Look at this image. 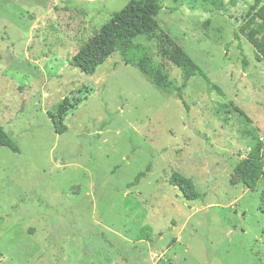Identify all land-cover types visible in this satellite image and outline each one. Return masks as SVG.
Returning a JSON list of instances; mask_svg holds the SVG:
<instances>
[{
  "label": "rangeland",
  "instance_id": "obj_1",
  "mask_svg": "<svg viewBox=\"0 0 264 264\" xmlns=\"http://www.w3.org/2000/svg\"><path fill=\"white\" fill-rule=\"evenodd\" d=\"M129 1L0 0V126L18 148L0 147V264H264V176L249 190L234 173L258 143L264 164V61L234 37L254 0H157L158 31L134 42L168 93L119 52L93 75L71 65ZM54 6L84 12L78 32ZM165 36L206 76L182 90L187 109ZM70 96L79 104L56 134L48 113ZM144 226L153 243L137 240Z\"/></svg>",
  "mask_w": 264,
  "mask_h": 264
},
{
  "label": "trees",
  "instance_id": "obj_2",
  "mask_svg": "<svg viewBox=\"0 0 264 264\" xmlns=\"http://www.w3.org/2000/svg\"><path fill=\"white\" fill-rule=\"evenodd\" d=\"M52 1V0H51ZM54 3L52 2V5ZM50 5V4H49ZM59 27L69 28L70 22H77L75 33L79 31L84 12L79 9L70 10L66 6H54ZM162 7L157 0H130L122 9L113 13L108 22L93 33L72 56L71 65L86 75H93L115 52H119L121 61L125 65L136 68L150 82L158 87L163 93H168L170 83L161 69L156 67L145 48L135 44V39L154 35L158 29V14ZM235 39L243 37L253 47L255 59L264 61V0H254L247 8L245 14L238 20L234 31ZM163 55L167 60L181 72V85L176 88V98L187 109L182 96V90L186 87L191 77L201 75L200 68L192 61L188 54L169 36L163 37ZM216 89V87L214 86ZM75 96L64 98L56 107L54 112L48 113L56 134L66 131L64 120L67 115L75 110L79 104ZM0 147H6L12 152H18V148L0 126ZM263 144L258 143L234 168L238 181L247 189L253 190L258 181L264 176V164L261 151ZM150 171L148 165L144 172L139 173L128 187L136 186L140 180ZM169 183L176 188L188 201H196L200 198L190 179L179 173H173ZM154 235L149 226H144L137 240L153 243Z\"/></svg>",
  "mask_w": 264,
  "mask_h": 264
}]
</instances>
